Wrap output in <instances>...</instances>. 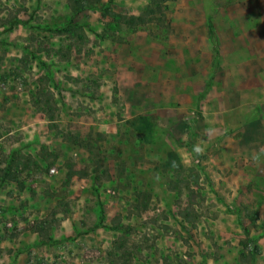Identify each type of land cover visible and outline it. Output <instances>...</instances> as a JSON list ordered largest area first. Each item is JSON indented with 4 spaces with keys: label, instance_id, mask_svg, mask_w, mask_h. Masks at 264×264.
Here are the masks:
<instances>
[{
    "label": "rangeland",
    "instance_id": "374dc122",
    "mask_svg": "<svg viewBox=\"0 0 264 264\" xmlns=\"http://www.w3.org/2000/svg\"><path fill=\"white\" fill-rule=\"evenodd\" d=\"M149 1L114 0L112 9L139 15ZM66 3L0 0V264H239L250 238L253 264H264V175L231 183L209 167L212 131L219 144L235 128L262 126L264 89L237 103L233 79L247 71L222 60L200 86L187 69L184 88L163 65V52L174 63L185 31H200L206 15L226 46L232 31L259 39L264 0L167 1L135 28L124 18L112 26L99 6L75 18L82 41L41 28L66 22ZM108 41L118 58L105 66ZM200 56L211 63L206 49ZM47 68L56 87L46 112L38 90ZM199 130L205 148L192 156ZM19 155L37 166L20 164L7 179Z\"/></svg>",
    "mask_w": 264,
    "mask_h": 264
},
{
    "label": "crops",
    "instance_id": "0c3cea01",
    "mask_svg": "<svg viewBox=\"0 0 264 264\" xmlns=\"http://www.w3.org/2000/svg\"><path fill=\"white\" fill-rule=\"evenodd\" d=\"M250 3V2H249ZM251 5V3H250ZM251 11V10H250ZM246 14V11H244ZM249 13V12H248ZM241 14L243 11L241 10ZM211 20L217 34V39L219 42V51L220 57L217 65L214 64V55L212 51V44L209 39V33L207 29V22ZM262 23L260 28H263V31L259 32V39L256 37L255 32L250 31H242L244 36L243 39L240 40L239 36H236L232 31L227 37L228 45L226 46L224 42H221V38L223 39L222 32L219 27H217L216 23L213 22L207 15L200 20V26L203 24V28H200V31L193 32L190 30L185 31L184 42L180 46L182 49L179 53V57L175 58V62L171 63L172 57L169 52H166V48L171 47V41H167L166 45L163 46V61L166 70L173 69L172 73H164L165 76L176 77L178 78L180 83L186 87L188 83L187 74L185 71L190 69V71H196L197 74L190 75V82H196L200 86H203L204 80H210L214 72L218 71L219 67L222 66L223 62H227L230 69L239 71H247L243 72V77H234V85L237 86L235 91V95L233 97V101L239 103L241 101H245L249 99L251 88L253 86L261 85V91L264 89V15L262 17ZM253 36V37H252ZM169 38V35H168ZM242 41V42H241ZM109 42V45L105 47L101 54V64L108 66V64L114 63L118 58V49L117 45L114 42ZM259 46L258 51L252 50V44ZM108 44V43H107ZM201 44H205V47H202ZM187 45H190L189 47ZM183 46V47H182ZM201 46V48H200ZM205 49L210 53L209 60L204 65V59L200 55L204 53ZM227 56V58H226ZM228 60V61H226ZM112 65V64H111ZM211 70V74L205 77V71ZM184 70V71H183ZM254 70V75L251 76V71ZM258 76H255L257 73ZM169 74V75H168ZM142 79V83H141ZM136 78L135 84L141 85L146 82V80L142 78ZM208 85V84H206ZM187 92V89L185 93ZM189 92H187L188 94ZM202 92L199 93V96ZM196 94H198L196 92ZM264 96V95H263ZM165 100V99H164ZM170 100V99H166ZM259 117L261 118V125L259 123H254L250 128L248 125L242 126V128H235V132L229 134L227 138L220 142L219 144L213 143L214 136L217 134L212 131L210 135H212L211 148H214L216 145L218 146V152L211 159L213 163H209V167L214 169H219V173L223 178L231 183H239V182H247L250 181V176L252 173L264 175V110L260 112ZM259 122V121H258ZM259 124L260 129L253 130L254 127H257ZM205 132L202 130L196 133L195 143L192 145L195 152L199 150H203L205 147L202 146V138L204 137ZM184 135L179 134V139H183ZM227 142H224L226 141ZM201 144V145H200ZM221 146V147H220ZM208 149V148H207ZM186 162V159H185Z\"/></svg>",
    "mask_w": 264,
    "mask_h": 264
},
{
    "label": "trees",
    "instance_id": "16d2710c",
    "mask_svg": "<svg viewBox=\"0 0 264 264\" xmlns=\"http://www.w3.org/2000/svg\"><path fill=\"white\" fill-rule=\"evenodd\" d=\"M167 1H173V0H150L147 5L145 6L144 10L139 15H129L127 17H122L121 14L116 13L112 9V3L114 0H107L103 2L102 0H67V7L70 11L68 20L63 23L62 25L55 26V27H41L43 30H47L53 34L57 35H63L67 34L71 38H75V40L82 41L85 38V30L84 26L75 22V18L83 11L85 10H94L99 6H103L102 15L103 16H110L112 18L111 25L114 27L120 26L121 19L124 18V24L129 25L132 28H135L137 25H143L146 23V17L152 15L155 10L154 8L160 9V5L167 2ZM19 22V21H18ZM207 29L209 33V39L212 44V51L214 55V64L217 65L219 62L220 57V51H219V42L217 39L216 29L212 23L211 20H208L207 22ZM1 43V41H0ZM41 64H45L43 61L40 60ZM42 84L48 85V89H45L44 86H42L41 89L38 90V97H41L39 102L41 103V110L46 111L47 109L49 111V108L53 104V89L56 87L53 74L51 71L47 68L46 73L42 76L41 80ZM51 112V111H50ZM52 119V118H51ZM191 155L195 156L196 153L192 147V145L189 146ZM10 158V157H9ZM23 164L25 168H30L32 164H34L32 158L30 155H19V158H15L14 156L11 157V159L8 161L6 168L4 169V176L7 179L16 180L17 176V166ZM36 164H34V167L36 168ZM75 174H79L78 171L72 170L68 172V177H71ZM169 189H173L172 186L169 187ZM190 216L187 215V218ZM249 232L245 230V235L248 237ZM250 241L253 243L252 248H248L246 244H244V249L241 251L239 264H253V260L255 257V254L257 253V244L255 240H252L250 238Z\"/></svg>",
    "mask_w": 264,
    "mask_h": 264
}]
</instances>
